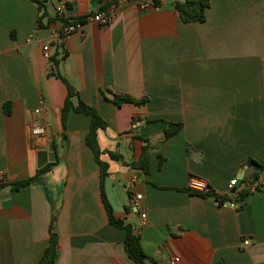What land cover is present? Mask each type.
<instances>
[{"label": "crops", "instance_id": "obj_1", "mask_svg": "<svg viewBox=\"0 0 264 264\" xmlns=\"http://www.w3.org/2000/svg\"><path fill=\"white\" fill-rule=\"evenodd\" d=\"M41 1L38 29L35 0H0V264H38L54 219V264H137L109 221L102 169L86 143L90 117L70 111L64 128L68 89L47 77L44 44L59 54L75 104L107 124L98 132L103 192L154 261L145 264H264V0H209L206 21L188 24L170 0L157 10L140 0ZM103 9L110 24L88 19ZM65 18L84 27L62 41ZM115 95L149 101L118 107ZM33 121L45 136L32 134ZM146 145L148 174L130 166ZM52 153L57 165L37 177ZM191 177L231 200L218 206L191 192Z\"/></svg>", "mask_w": 264, "mask_h": 264}, {"label": "trees", "instance_id": "obj_2", "mask_svg": "<svg viewBox=\"0 0 264 264\" xmlns=\"http://www.w3.org/2000/svg\"><path fill=\"white\" fill-rule=\"evenodd\" d=\"M157 4H161L162 0H154ZM173 4V6L176 8V10L180 13V17L182 21L186 24L188 23H196L200 22L203 23L206 21V10L210 7V1L209 0H185L184 2L180 0H170ZM35 2L38 3L40 11H42V16L38 20L37 28H43L44 24L42 22L43 19L47 17L46 13V7L43 1L41 0H35ZM78 23H84V19H70L65 18L61 20V28L62 30L67 24H78ZM62 32V31H61ZM60 32V33H61ZM50 62V68L48 69V78H59L63 81V83L66 85L68 89V94L64 103V107L62 110V116H63V125L65 128V122L67 120L68 113L70 111H74L75 113L84 114L90 117L91 123H90V130L86 137V143L88 147L92 150L94 153L96 162L100 165L102 169V197L103 201L108 213L110 224L122 229L125 232L124 237V247L126 250V253L128 256L134 260L137 264H145L146 262H152L154 263L153 259L150 258L143 250L141 245L140 237L134 232L132 227L130 225L124 224L123 221L117 220L114 217L113 209L110 206L104 192H103V183L105 178L108 176V165L101 161V155L104 154L100 149L99 143H98V132L100 130H105L107 128V124L104 121V119L101 117L100 113L96 108L90 105L83 104L82 102H79L78 104H75L74 99H78V93L77 91L70 85L68 80L62 75V73L59 70V66L61 63V59H59V54L55 53L54 56H52L49 60ZM149 101L148 98H143L141 100H137L129 95H115L113 98V102L116 106L122 107L125 103H131L135 104L137 106H143ZM146 141V140H144ZM149 148L146 145L143 150V154L139 162H133L130 164L131 167L134 169H140L143 170L144 173H149ZM112 160H122V156L113 153V152H107ZM57 165V162L49 163L45 167L41 168L37 172V177H41L51 171L53 167ZM250 165H254L257 167H260L256 162L250 161ZM29 182H22L17 183L13 187L15 189L21 188L23 186H26ZM197 194V193H195ZM250 194L249 191H241L239 192L235 198L238 200V202L243 201L248 195ZM203 197H212L213 199L218 200L221 204L226 203L227 201H230V198L218 196L215 193L210 194H197ZM129 209L126 207V211ZM55 219L52 221V224L50 226V242L48 247L46 248L42 258L38 262V264H54L57 258V249H58V237L55 231Z\"/></svg>", "mask_w": 264, "mask_h": 264}, {"label": "built area", "instance_id": "obj_3", "mask_svg": "<svg viewBox=\"0 0 264 264\" xmlns=\"http://www.w3.org/2000/svg\"><path fill=\"white\" fill-rule=\"evenodd\" d=\"M111 1V0H110ZM140 7L143 10H157L159 9L160 5L157 4L154 0H140ZM66 11L65 4H62L57 8V14L58 17L61 19L64 17ZM114 14L111 13L108 9L100 10L99 12H96L95 14L91 15L88 19L94 22L99 23L100 25H108L113 20ZM84 27L83 23L78 24H67L62 32L58 34V38L62 41L68 40L74 33L76 32H82ZM43 57L46 60H50L52 57V49L49 44H44L43 46ZM41 104H43V100L41 101ZM36 114H40V110L35 111ZM32 134L36 137L45 136L47 134L46 129L37 124L35 121L32 123ZM4 180L3 176H0V181ZM238 180H232L229 189H232L233 186L236 185ZM264 186V183H263ZM188 188L191 192L197 193V194H210L213 193L212 187L210 184L203 178L200 177H191L189 179ZM232 196V194L230 195ZM142 199L141 195H137L134 200L135 206L138 208L140 200ZM214 202L218 206H224L225 204H221L218 200L214 199ZM142 218L145 219L146 215L143 214ZM250 242L248 240L244 241V245H248ZM180 258H175L173 261V264H179Z\"/></svg>", "mask_w": 264, "mask_h": 264}, {"label": "water", "instance_id": "obj_4", "mask_svg": "<svg viewBox=\"0 0 264 264\" xmlns=\"http://www.w3.org/2000/svg\"><path fill=\"white\" fill-rule=\"evenodd\" d=\"M180 1L184 2L185 0H180ZM42 155L45 156V154H42ZM56 159H57V155H56L55 153H52V154H50V155L46 158V161H49V162L53 163V162L56 161ZM46 161H45L44 163H46ZM42 165H43V164H40V167H41ZM235 193H236V188H233V189L231 190V194L233 195V194H235ZM229 204H232V202H229Z\"/></svg>", "mask_w": 264, "mask_h": 264}]
</instances>
